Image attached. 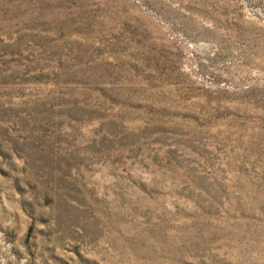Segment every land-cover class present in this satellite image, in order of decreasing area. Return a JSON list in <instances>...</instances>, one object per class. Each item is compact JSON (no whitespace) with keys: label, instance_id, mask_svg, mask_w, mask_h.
Listing matches in <instances>:
<instances>
[{"label":"rangeland","instance_id":"1","mask_svg":"<svg viewBox=\"0 0 264 264\" xmlns=\"http://www.w3.org/2000/svg\"><path fill=\"white\" fill-rule=\"evenodd\" d=\"M0 264H264V0H0Z\"/></svg>","mask_w":264,"mask_h":264}]
</instances>
